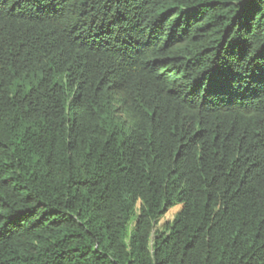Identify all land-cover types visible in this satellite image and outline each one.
<instances>
[{
	"label": "trees",
	"instance_id": "obj_1",
	"mask_svg": "<svg viewBox=\"0 0 264 264\" xmlns=\"http://www.w3.org/2000/svg\"><path fill=\"white\" fill-rule=\"evenodd\" d=\"M0 264H264V0H0Z\"/></svg>",
	"mask_w": 264,
	"mask_h": 264
},
{
	"label": "rangeland",
	"instance_id": "obj_2",
	"mask_svg": "<svg viewBox=\"0 0 264 264\" xmlns=\"http://www.w3.org/2000/svg\"><path fill=\"white\" fill-rule=\"evenodd\" d=\"M140 208V204H138L137 209ZM182 209V206H177L170 211L167 212V214L160 220L159 224L156 226V231L161 230L164 228V226L171 224L176 215L180 212Z\"/></svg>",
	"mask_w": 264,
	"mask_h": 264
},
{
	"label": "clouds",
	"instance_id": "obj_3",
	"mask_svg": "<svg viewBox=\"0 0 264 264\" xmlns=\"http://www.w3.org/2000/svg\"><path fill=\"white\" fill-rule=\"evenodd\" d=\"M182 208H183V206H182ZM181 210H182V209H181ZM181 210H180V211H181Z\"/></svg>",
	"mask_w": 264,
	"mask_h": 264
}]
</instances>
